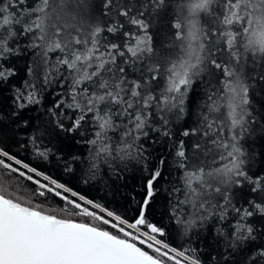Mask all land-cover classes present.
Here are the masks:
<instances>
[{
    "label": "snow or ice",
    "instance_id": "6c2138e0",
    "mask_svg": "<svg viewBox=\"0 0 264 264\" xmlns=\"http://www.w3.org/2000/svg\"><path fill=\"white\" fill-rule=\"evenodd\" d=\"M0 264H264V0H0Z\"/></svg>",
    "mask_w": 264,
    "mask_h": 264
},
{
    "label": "trees",
    "instance_id": "16d2710c",
    "mask_svg": "<svg viewBox=\"0 0 264 264\" xmlns=\"http://www.w3.org/2000/svg\"><path fill=\"white\" fill-rule=\"evenodd\" d=\"M29 60V57L25 56L18 63L20 68V74L17 78V83L20 82L21 78L27 79L26 73V64ZM47 142V141H45ZM159 148V145L153 146ZM14 151H20L18 148L13 146ZM72 151L83 150L80 145H74L71 149ZM259 150V148H257ZM159 155V153H156ZM21 158H24L26 162H30L32 166L38 167L41 171H44L47 175H51L53 178L60 180V182H67L74 190L80 191L82 194L87 195L89 198H94L97 201L111 207L118 208L121 211L127 206L129 208L128 215L132 216L135 214V202L131 201V197H136L140 199L143 188L141 187V176L135 170L134 167L130 166L129 170L122 174V178L116 181L108 180L105 178V183L100 181H91L87 184L83 182V177L80 175L79 171L74 174H66L63 171V166L56 159L52 158L48 161L36 159L32 157L30 151H22ZM171 179V177H169ZM26 185L28 182H24ZM57 203V201H52ZM164 200H159L158 203L154 206V212L152 219L154 222H161L162 224L169 225L168 217L163 215L164 212ZM170 240H173L175 244H180L181 240L174 235L170 237ZM198 242V241H197Z\"/></svg>",
    "mask_w": 264,
    "mask_h": 264
}]
</instances>
